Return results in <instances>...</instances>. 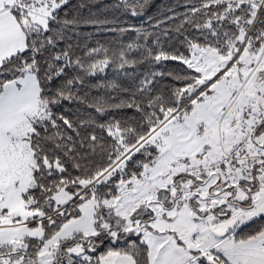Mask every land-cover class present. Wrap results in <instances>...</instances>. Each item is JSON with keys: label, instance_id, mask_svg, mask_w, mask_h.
Here are the masks:
<instances>
[{"label": "snow or ice", "instance_id": "1", "mask_svg": "<svg viewBox=\"0 0 264 264\" xmlns=\"http://www.w3.org/2000/svg\"><path fill=\"white\" fill-rule=\"evenodd\" d=\"M0 264H264V0H0Z\"/></svg>", "mask_w": 264, "mask_h": 264}]
</instances>
